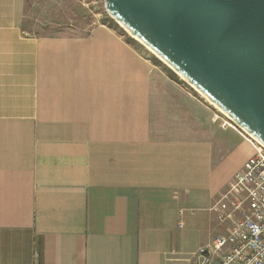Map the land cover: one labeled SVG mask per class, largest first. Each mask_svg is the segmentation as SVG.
I'll return each instance as SVG.
<instances>
[{"label": "crops", "instance_id": "1", "mask_svg": "<svg viewBox=\"0 0 264 264\" xmlns=\"http://www.w3.org/2000/svg\"><path fill=\"white\" fill-rule=\"evenodd\" d=\"M27 5L0 0V264H194L254 145L116 28L30 34Z\"/></svg>", "mask_w": 264, "mask_h": 264}, {"label": "water", "instance_id": "2", "mask_svg": "<svg viewBox=\"0 0 264 264\" xmlns=\"http://www.w3.org/2000/svg\"><path fill=\"white\" fill-rule=\"evenodd\" d=\"M105 7L264 145V0H105Z\"/></svg>", "mask_w": 264, "mask_h": 264}, {"label": "built area", "instance_id": "3", "mask_svg": "<svg viewBox=\"0 0 264 264\" xmlns=\"http://www.w3.org/2000/svg\"><path fill=\"white\" fill-rule=\"evenodd\" d=\"M221 126L244 133L255 153L215 206L218 220L228 225L227 232L199 247L194 264H264V145L226 114Z\"/></svg>", "mask_w": 264, "mask_h": 264}, {"label": "rangeland", "instance_id": "4", "mask_svg": "<svg viewBox=\"0 0 264 264\" xmlns=\"http://www.w3.org/2000/svg\"><path fill=\"white\" fill-rule=\"evenodd\" d=\"M111 18L106 10L105 0H28L24 27L30 34H85L86 30L84 29L90 27L92 23L108 21V24L113 25L127 39L132 37L137 41V44L143 45L153 58L159 59L151 49ZM160 64L168 71L167 64L163 61ZM195 91L204 97L197 89ZM207 101L212 103L208 99ZM216 109L218 108L216 107ZM218 110L223 115L225 114L220 109Z\"/></svg>", "mask_w": 264, "mask_h": 264}, {"label": "trees", "instance_id": "5", "mask_svg": "<svg viewBox=\"0 0 264 264\" xmlns=\"http://www.w3.org/2000/svg\"><path fill=\"white\" fill-rule=\"evenodd\" d=\"M114 22H115V20L113 19V18H111ZM108 21H103L102 23H104V24H108L107 23ZM110 26H112V27H114L113 25H111V24H109ZM128 41L130 42V43H133V44H137L136 42L137 41H135L132 37H129L128 38ZM133 41H135V42H133ZM155 60L156 61H158L159 63H162V61L161 60H159V59H157V58H155ZM168 68V73L171 75V76H173V77H176V78H179V76L174 72V70H172L171 68H169V67H167ZM185 82V81H184ZM195 91V90H194Z\"/></svg>", "mask_w": 264, "mask_h": 264}, {"label": "bare ground", "instance_id": "6", "mask_svg": "<svg viewBox=\"0 0 264 264\" xmlns=\"http://www.w3.org/2000/svg\"><path fill=\"white\" fill-rule=\"evenodd\" d=\"M129 33L131 34V35H133L130 31H129ZM134 36V35H133ZM147 47V46H146ZM149 48V47H148ZM150 49V48H149ZM152 50V49H151ZM152 52H154V51H152ZM198 90V89H197ZM199 91V90H198ZM201 93V92H200ZM202 95H204L203 93H201ZM216 106V105H215ZM217 107V106H216ZM218 109H220L219 107H217ZM221 110V109H220Z\"/></svg>", "mask_w": 264, "mask_h": 264}]
</instances>
